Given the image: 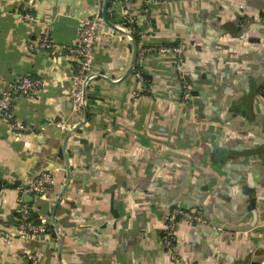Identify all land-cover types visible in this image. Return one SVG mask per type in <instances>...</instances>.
<instances>
[{"label":"crops","instance_id":"obj_1","mask_svg":"<svg viewBox=\"0 0 264 264\" xmlns=\"http://www.w3.org/2000/svg\"><path fill=\"white\" fill-rule=\"evenodd\" d=\"M96 9L97 0H0V93L23 76L42 82L13 96L24 130L0 119V184L18 183L0 187V264H29L28 255L39 264H264V0H108L111 23L137 22L143 77L128 72L130 38L102 17L92 71L104 77L86 89L83 122L70 48ZM45 33L53 51L39 46ZM178 43L187 97L175 55L159 50ZM43 172L50 194L22 198L50 225L57 204L58 231L19 238L20 189ZM177 200L208 222L179 220L168 251L161 235Z\"/></svg>","mask_w":264,"mask_h":264},{"label":"built area","instance_id":"obj_2","mask_svg":"<svg viewBox=\"0 0 264 264\" xmlns=\"http://www.w3.org/2000/svg\"><path fill=\"white\" fill-rule=\"evenodd\" d=\"M101 12L102 0H97L96 11L89 17L81 20L78 29V40L76 44L70 48V52L78 60V64L72 75L70 88L72 108L76 111L83 110L84 102H86V89L90 81L97 75L92 71V64L94 59L93 44L96 32L101 24ZM23 18L27 21L36 20L35 16L28 12H25L23 14ZM131 22H133V20L130 17L123 15L118 23L112 22V24L117 28L129 32L127 23ZM39 46L40 48L49 51H53L56 48V45L49 39L47 33H45L40 39ZM183 49L184 45L182 43H178L177 45L162 47L159 50L171 52L175 55L174 65L182 89V95L184 97H187L191 93L192 87L184 76V58L182 53ZM145 52V50H140V52L138 53L139 58H143ZM133 72L135 77H137L138 79H142L143 76L140 68L135 69L134 65ZM41 85V80L27 76H23L16 81H12L6 84V86L0 93V119L11 121L14 129L18 131L24 130L26 128L24 125L17 124L12 120L11 108L13 96L15 93L31 95L35 93ZM57 126L61 130H68V127L62 122H58ZM52 183L53 179L51 173L43 172L35 178L31 179L25 187L20 189L18 207L16 209V216L18 221L15 225V231L17 237L27 239L48 233L46 225L47 222L40 216V222L38 223H34L29 220L30 211L32 212L33 210L30 209V207L25 203L22 195L25 193H34L40 197L48 196L51 192ZM182 219L191 222H199L203 219L202 212L200 209H183L180 207H173L170 209L169 213L165 217V227L161 235L162 245L168 251H170L174 245L175 230L178 221ZM3 235L7 242H9L8 240L12 238V236L8 232H5ZM27 260L29 264H39L37 257H35L34 255H28Z\"/></svg>","mask_w":264,"mask_h":264},{"label":"water","instance_id":"obj_3","mask_svg":"<svg viewBox=\"0 0 264 264\" xmlns=\"http://www.w3.org/2000/svg\"><path fill=\"white\" fill-rule=\"evenodd\" d=\"M102 17H103L104 22H105V23H106V24H107L112 30L117 31V32H120V33H123V34H126V35L130 38V41H131V43H132V45H133V49H134V51H133V58H132L131 65H130V68H129L128 72L131 71V70L133 69V67H134V63H135L136 56H137V52H138L137 41H136L135 37H134L131 33H129L128 31L123 30V29H120V28H117L116 26H114V25L109 21V17H108V0H104V1H103V6H102ZM128 72H127V73H128ZM97 76H98V77H104V76H102V75H100V74H97ZM105 79L110 80L109 78H105ZM83 111H84V120H83V122H84V121L86 120V117H87V106H86V102H84V105H83ZM80 125H82V123L79 124L78 126H76L75 128H73L72 130H73V131L76 130ZM68 182H69V175L67 174L65 187H66V185L68 184ZM62 192H63V190H62ZM57 203H58V202H57ZM196 205L199 206L198 204H196ZM56 206H57V204H55V208H54V210H53V212H52V215H51V223H52L53 227H55V230L58 231V228H57V226H56V224H55V221H54V211H55V209H56ZM173 206H174V207H180V208H183V209L186 208V204L182 203V202L179 201V200H177V201L172 205V207H173ZM203 217H204V219L207 221V217H206V214H205V213H204ZM207 222H208V221H207ZM222 227H223V226H222ZM252 264H259V263H257V262H253Z\"/></svg>","mask_w":264,"mask_h":264},{"label":"trees","instance_id":"obj_4","mask_svg":"<svg viewBox=\"0 0 264 264\" xmlns=\"http://www.w3.org/2000/svg\"><path fill=\"white\" fill-rule=\"evenodd\" d=\"M127 27L133 29V30L131 31V33H132V35L135 37L136 41H138V39H139V32H138V30L136 29V28H137V22L133 21V22H131V23H127ZM137 68H139L138 63L135 64V69H137ZM261 93H262V95L264 96V85L262 86ZM2 185H3V187H12V188H16V187H18V183H17V182L14 183V184H9V183H7V182H2V183L0 184V187H1ZM14 218H15V222L17 223V221H18V220H17V216L15 215ZM29 220H31V221L34 222V223H38V222H40L39 215H38L37 213L33 212V211H32V212L30 211ZM46 225H47L48 232H53V226L50 225L49 223H46Z\"/></svg>","mask_w":264,"mask_h":264}]
</instances>
